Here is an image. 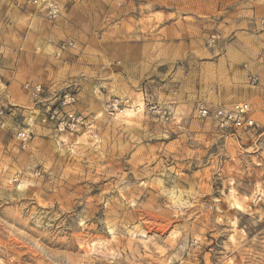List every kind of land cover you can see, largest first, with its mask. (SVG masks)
Here are the masks:
<instances>
[{
    "label": "rangeland",
    "instance_id": "rangeland-1",
    "mask_svg": "<svg viewBox=\"0 0 264 264\" xmlns=\"http://www.w3.org/2000/svg\"><path fill=\"white\" fill-rule=\"evenodd\" d=\"M1 1L11 42L33 33L36 48L12 55L0 42V264H264V87L247 86L245 75L233 95L255 97L226 104L203 90L222 77L225 27L254 8L61 0L50 21L24 0ZM211 35L218 39L208 47ZM27 73L46 76L44 96L81 83L77 109L89 127L59 139L39 126ZM113 96L172 114L111 118L101 103ZM193 99L221 109L247 102L256 127L233 132L199 119ZM20 129L33 133L24 146ZM229 194L239 210L228 207ZM164 221V232L150 231Z\"/></svg>",
    "mask_w": 264,
    "mask_h": 264
},
{
    "label": "built area",
    "instance_id": "built-area-1",
    "mask_svg": "<svg viewBox=\"0 0 264 264\" xmlns=\"http://www.w3.org/2000/svg\"><path fill=\"white\" fill-rule=\"evenodd\" d=\"M61 0H24L23 6L31 7L44 18L50 21H56L60 18L62 7ZM218 37L211 35L207 38V46L211 47L215 44ZM67 46L72 47L70 42ZM1 55V47H0ZM254 62L256 64H264V57H257ZM248 64L243 65V69H248ZM246 83L249 87H256L260 83L257 74L247 70ZM81 83L73 81L63 88L55 89L44 96V88L42 84L27 82L24 89L32 94L33 105L38 106L36 109V119L39 126L47 129L54 138L63 135H74L89 127V121L83 113L77 109L78 96ZM6 85L0 68V90H4ZM143 94V90L140 91ZM133 114H156L161 118L167 119L172 114L170 107L160 106L152 103L147 99H142L141 103L133 102L127 98L117 96L107 98L102 104V113L111 118L122 115L125 111ZM195 114L199 119H212L217 126L228 131L236 132L238 130H252L256 127L253 119L251 106L247 102H239L233 104L229 109L215 108L206 103H197ZM32 131L30 129H20L16 132V138L23 146L32 139Z\"/></svg>",
    "mask_w": 264,
    "mask_h": 264
},
{
    "label": "crops",
    "instance_id": "crops-1",
    "mask_svg": "<svg viewBox=\"0 0 264 264\" xmlns=\"http://www.w3.org/2000/svg\"><path fill=\"white\" fill-rule=\"evenodd\" d=\"M10 3L11 1L7 0V5H10ZM241 5L243 7H253L254 10L242 9L239 12L234 13V17L238 15L242 18L239 21L230 20L231 24L228 27H225L226 31L231 33V36L229 35V41H227L221 56L217 59L218 66L220 69L222 68V70H219L222 73V77L216 84L212 83L208 84L207 87H203L206 96L214 95L218 103L226 104L234 102L236 99H238V101H249L255 97L254 93L251 91L245 93V95H242L241 97L233 95L235 89L244 81L247 70L257 74L260 78V89L261 87H264V65L256 64L254 62L260 54H264V1L245 0ZM6 10V6H4L3 2L0 0V42H3L4 44L5 42L8 43L7 49L9 48L8 51H10V54L12 55H16L20 49L34 51L36 46L30 41L33 33H28L25 36L24 41H17L16 44L11 42L12 33H9L4 29V23L1 21ZM10 13H12V15H17L15 11H10ZM239 28H244V30H236ZM21 54L22 53H20V55ZM31 63V65L35 64L34 61H31ZM243 64L249 65L247 70L242 69ZM39 68L40 67L37 66L31 69L30 66H27V69L32 70V72ZM33 76L36 79L34 83L37 84H41L40 81L46 79L45 75L39 77L33 73H27V77L30 78ZM106 99H103L101 107ZM198 101L193 99L192 104H195L196 106Z\"/></svg>",
    "mask_w": 264,
    "mask_h": 264
},
{
    "label": "bare ground",
    "instance_id": "bare-ground-1",
    "mask_svg": "<svg viewBox=\"0 0 264 264\" xmlns=\"http://www.w3.org/2000/svg\"><path fill=\"white\" fill-rule=\"evenodd\" d=\"M127 114H128V113H127ZM128 115H129V114H128ZM134 169H135V168H134ZM225 201H226L228 207H230V208H236V209H238V210L241 208L240 202H238L237 200H235V199L233 198V195H232V194H229V195L226 197ZM169 225H170V222H169V221H164L163 224H161L160 226L156 227L157 229L154 228V229H152V230H150V231H151V232L162 233V232H164V231L169 227ZM148 229H149V228H147V230H148ZM86 253H90V251L88 250V251H86Z\"/></svg>",
    "mask_w": 264,
    "mask_h": 264
}]
</instances>
